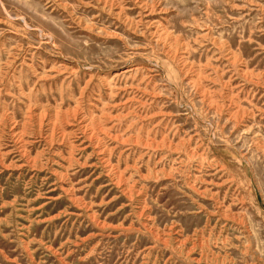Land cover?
<instances>
[{"label":"rangeland","instance_id":"rangeland-1","mask_svg":"<svg viewBox=\"0 0 264 264\" xmlns=\"http://www.w3.org/2000/svg\"><path fill=\"white\" fill-rule=\"evenodd\" d=\"M0 264H264V0H0Z\"/></svg>","mask_w":264,"mask_h":264}]
</instances>
